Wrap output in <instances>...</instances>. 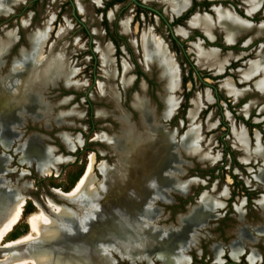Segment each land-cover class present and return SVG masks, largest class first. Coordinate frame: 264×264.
<instances>
[{
	"label": "rangeland",
	"instance_id": "1",
	"mask_svg": "<svg viewBox=\"0 0 264 264\" xmlns=\"http://www.w3.org/2000/svg\"><path fill=\"white\" fill-rule=\"evenodd\" d=\"M73 1L89 35L72 16L68 0H0V94L7 92L15 104L23 92L33 104L16 108V118L3 117L0 106V196L25 197L17 223L0 243V264L6 252H23L22 245L4 248L6 241L27 234L31 242L38 238L29 218L41 210L52 217L50 199L71 210L75 219L83 217L84 225L75 228L79 240L101 231L128 232V237L118 236L121 243L115 248L114 242H105L111 245L103 252L109 264H264V92L255 85L262 77L261 66L250 79L243 78L249 65L262 64L264 57V33L257 30L264 21V0L247 15L237 10L241 0L210 1L250 20L246 40L258 38L251 53L236 63L238 72L230 68L215 75L200 68L205 73L201 79L193 72L176 90L164 89L154 60L142 56L146 72L138 52L122 43L117 51L105 36L100 10L108 0ZM156 1L143 0L166 4ZM118 12L112 6L105 14ZM158 29L168 42L163 25ZM59 30L65 32L58 35ZM105 48L108 59L101 56ZM39 53L46 57L43 64L36 60ZM15 64L20 71H11ZM154 67L157 76L149 72ZM225 78L234 83L236 96L221 85ZM211 85L220 100L214 99ZM207 91L211 101L205 99ZM168 96L176 104L164 115L163 97ZM195 98L200 106L192 117ZM241 128L246 146L237 139ZM90 161L94 200L51 193L53 187L72 188ZM141 239H149V246L135 247Z\"/></svg>",
	"mask_w": 264,
	"mask_h": 264
},
{
	"label": "bare ground",
	"instance_id": "2",
	"mask_svg": "<svg viewBox=\"0 0 264 264\" xmlns=\"http://www.w3.org/2000/svg\"><path fill=\"white\" fill-rule=\"evenodd\" d=\"M13 1L14 0H8V3H11ZM163 1L166 2L171 13H173V14L181 13L187 7V5L191 2L190 0H163ZM5 2H6V0H5ZM246 2L248 5V7L246 8V12L249 14V13L255 11L259 7L261 0H246ZM79 9L81 10L80 6H79ZM214 10H215V15H216L215 20L206 12L195 13L188 19L187 25L199 28L210 39L213 37V34H212L213 28L217 27V28L221 29V31L224 32V38L228 42L234 41V39L237 35L247 33L251 29L250 28L251 22L240 17L238 14H236L232 10L225 8V7H221V6H215ZM121 25H122L124 30L128 29L129 24H128L127 20H123L121 22ZM257 30L260 33L261 32L264 33V21L260 25H258ZM177 31L183 35H186V33H187V31L184 28H178ZM64 32H65V30H62V31L59 30L57 34L62 35ZM31 40H33V37L31 38ZM248 41L249 40H246L245 43H248ZM195 47H196L195 51L197 53V62L199 63V65L205 66L209 69H212L216 73H221L224 69V66L228 63L230 57H233L229 53L226 54L225 56L221 57L220 53L218 52L217 49H214V48L205 49L201 46L200 42L195 44ZM140 48L142 51V56H143L145 61L154 60L157 63L158 68H159V75L164 80V89L165 90H176V88L179 85L178 67H177L176 62L172 59V53H169L167 51V47H166L165 43L162 41V39L159 36H156L155 34H153L151 32H148V33L143 32L141 35V39H140ZM31 49H32V46H31ZM109 55H110V51L108 50V48H105L101 51L102 58L108 59ZM45 59H46V57L42 53L37 54L36 60L38 63L43 64ZM259 66H261L262 77L258 82L255 83V85L259 90H262L264 92V57L262 59V64H257L256 62L251 63L249 65V67L245 70V72L243 74V78L248 79L249 77H251L253 74H255L258 71V68H260ZM104 67H105V65H104ZM56 68H60L59 65H57ZM20 70L21 69H20V66L18 64H15L11 68V71H13V72L20 71ZM124 70H126L125 66H124ZM122 79H123V77H122ZM221 85L224 87V89L226 90L228 95L236 96V93L238 90L236 89L234 83L232 82V80L230 78H225L222 81ZM36 90H37V88H36ZM115 91L116 90H114V92ZM240 91H242V90H240ZM6 93L7 92L4 91L3 93L0 94V98L3 97L2 98L3 101H2V103H0V106H2L4 108V110L2 111L3 117H6V116L12 117L14 114V117L16 118V113H15L16 108L21 107V106L25 107V106H32L33 105L31 103L30 99H28V95L26 93L22 92L21 98H20L21 101L18 103H15V104L13 102H11L12 99L10 97H9V99H11V101H9L6 98ZM205 96H206L205 99L207 101L212 100V96L210 95L209 91L206 92ZM163 101L165 104L163 114L167 115L171 111L173 106L176 104V100L172 96H168V97H163ZM133 103H135V102L133 101ZM12 104H14V105H12ZM192 105H193V108L190 109V114L193 117L196 114V109L200 106L199 98L193 99ZM172 112H174V111H172ZM35 116H37V114ZM0 117H1V114H0ZM4 127H6V126H4ZM13 136H14V134H13ZM96 138H97V136H96ZM237 139H238L240 144L246 146L248 140L246 138V133L244 131V128H241V130L237 133ZM133 141H134V139H133ZM140 141L138 144H140ZM149 158H151V157H149ZM91 165H92V162L90 161L88 166L84 170V172L77 179L76 183L68 191L62 190L61 188H58V187H53L52 189H53L54 193L58 194L57 197L62 198V199H74L78 195L82 194V195H84L83 196L84 199H87L88 201L94 200L93 194H94V191L96 189V185H94L93 183H90ZM121 175L123 176V174H121ZM259 178H260V176H259ZM98 183H100V182H98ZM23 196L18 195L13 200L8 199L6 196H0V243H2L4 238L9 234V232L11 231L13 226L18 221V218L20 216V212L22 210V206L25 203V197H23ZM147 201H150V200H147ZM47 205H48L47 207L50 208V211L53 214L52 217L49 216L48 214H46L45 213L46 211L41 210L40 214L38 213V215H34V216H31L29 218L31 230H34L37 232L36 236L38 238L35 239L34 242H31L30 236L27 234L25 236H22L20 238L14 239V240L6 241L4 243L5 245L3 246L4 248H11V247H14L17 245H22V247H23L22 251L23 252L21 253V250H20L21 254H19V255L16 253L14 254V253L6 252V254L4 256L7 258L5 260H2L1 264H109L110 258H108L103 252L105 251V249L108 246H111V245H107V244H105V242H112V243L114 242L112 247L115 248V246H117L118 244L121 243V241L117 239L118 236H124V235H127V237L129 236L128 232H126V231L122 232V231L115 230L113 233H110V231H103V232L101 231L100 233L93 234L91 237L88 238V240H84V241L79 240V239L75 238V233L78 232V230L75 228L80 229L82 227V225H84L83 224V217L75 219L71 215V210L66 208L64 205L55 203L51 199L48 201ZM90 206L92 207L93 211L95 212V210H94L95 204L92 202ZM113 210H114V208H113ZM144 216H145V214H144ZM151 216L153 217V215H151ZM84 217H86V216H84ZM202 217L197 218V220L202 218ZM142 218H144V217H142ZM193 219H195V218H193ZM137 231H138V228H137ZM260 232L261 231H258V233H260ZM115 233H117L116 238L113 237V235ZM71 236L72 237L74 236V237L72 238ZM134 239L136 240V238H134ZM141 240L142 241H140L139 244H136L135 247H138V249H140V248H144V247L149 246V242H150L149 239H141ZM80 241H81V243H80ZM20 248H21V246H20ZM238 248H240V247H238ZM6 260H8V261L6 263H4V261H6ZM250 261H252L251 257H250Z\"/></svg>",
	"mask_w": 264,
	"mask_h": 264
},
{
	"label": "flooded vegetation",
	"instance_id": "3",
	"mask_svg": "<svg viewBox=\"0 0 264 264\" xmlns=\"http://www.w3.org/2000/svg\"><path fill=\"white\" fill-rule=\"evenodd\" d=\"M137 1L140 4H143L145 6H149L151 9H148L147 7H145L143 5L134 3L132 0H108V1L104 2V4L102 5V8L100 10V12L102 13L101 23H102V27L104 29V34L107 38H110L112 41H115L116 43H118V49L120 47V43H122L123 45H125V47L130 46L136 52H138L139 62L143 66L142 70L147 72V69H144L145 67L141 62L142 53H141V48H140V39H141V35L143 32L151 30V33L159 36L163 40V42L166 44V47H167L169 52H171L170 49H172V51H174L175 54H173L172 52L171 53L173 54L174 59H175L177 66H178L179 77H180L179 78V86L180 87H182L184 84H186L187 81H190L189 75L193 72L196 73V75L198 76L199 79H201L202 78L201 75H203L205 73L199 72L200 68L207 69L210 72H213V70H210L209 68L202 67L197 63L196 53L194 51V46H193L194 42H192L193 40L198 41V39H199L200 41H202L201 43H202L203 47H212V46H207L206 41H205V40H207V42H210V43H212L213 46L214 45L216 46L215 48H217L219 50L220 56H223L228 52L235 55L224 66V69L221 72V73H224L226 71L228 72L230 68H232V69L236 68L237 67L236 63L240 62V60L242 58H244L246 55L251 53L250 52L251 50H249L252 47L251 44L254 43L253 40H256L258 38V37H255L251 41H249L248 43H244L245 40L247 39V37L251 34V32H249V33L237 36V38L234 40L233 43L228 44V43H226V41L224 39V34L222 31L220 32L217 29H215L214 30L215 37L213 40L210 41L203 34V32L201 30H199L197 27H189L187 25V21L195 12H197L196 10H199V13H204V12H201V9H205V10H209L211 12V13H208V12H206V13L212 14V15L215 14L214 9H213L215 6H211V4H212L210 2L211 0H190L191 1L190 5L187 6L183 10L184 12L182 11L179 14L171 13V11L167 7V5L164 4L160 0H158L156 2L160 1L162 3L161 5H158L157 3L153 4V3L143 2V0H137ZM148 1H151V0H148ZM108 2H111V3L106 7ZM68 3L70 4L69 1H68ZM241 3H242L241 9L239 10L237 8V10L239 12H244L243 14L247 15L246 10H245L247 5H246L244 0H241ZM130 4L134 5L131 10H128L130 12V14H128V15L125 14L123 17H121V19H119L121 14L125 13L127 7L130 6ZM156 5L159 6L160 8L158 9L156 7ZM112 6L114 8L119 7V12L117 13V15L112 14V15L107 16L105 13H106V11H108V9H111ZM192 7H194L193 11L190 12V14H188L186 18H181L184 15H186L187 11L189 9H191ZM163 8H164V10H163ZM71 13H72V7H71ZM75 14H76V16L73 15V13H72V16L74 17V19L81 24L85 33H88V31L86 30L85 24L80 20V18L77 15L76 7H75ZM151 16H152V18H154L153 19L154 23L152 22V24L150 26L148 25L147 27H145L146 23L151 20ZM251 16H249V17H251ZM110 20H113L112 23H109ZM123 20L128 21L129 25H128L127 31H124V29L121 25V22ZM248 21H250V20H248ZM160 24H162L163 27L165 28L166 35H167L166 38L169 40L168 42H166V40L163 38L162 34H160L158 32L159 31L158 28H160ZM178 28H184L187 31L186 35H182L180 32H178L177 31ZM157 32L159 34H157ZM88 35H89V33H88ZM133 42L135 44H133ZM188 45L191 47H189ZM179 55H180V58H179ZM246 64H247V62L244 65H246ZM151 71L156 72V76H157L156 67L151 68V70H149V72H151ZM237 72H238V69H237ZM221 73L213 72V74H215V75H219ZM184 78H186V80L183 82ZM217 79L218 78H215V80H217ZM211 87L213 88V93L215 95L214 99L220 100V97H219V94L217 91L218 89L213 85H211ZM189 94L190 93L188 91L187 94L185 95L184 103H186V101L189 97ZM239 98H241V97H239ZM238 99L237 100L234 99V100L238 101Z\"/></svg>",
	"mask_w": 264,
	"mask_h": 264
},
{
	"label": "crops",
	"instance_id": "4",
	"mask_svg": "<svg viewBox=\"0 0 264 264\" xmlns=\"http://www.w3.org/2000/svg\"><path fill=\"white\" fill-rule=\"evenodd\" d=\"M189 2H190V1H189ZM189 5H190V3H189L187 6H189ZM257 9H258V8H257ZM257 9H256V10H257ZM256 10H255V11H256ZM255 11H254V12H255ZM214 12H215V11H214ZM254 12H253V13H254ZM195 13H199V12H195ZM195 13H194V14H195ZM235 13H236V12H235ZM236 14H237V13H236ZM209 15H211V17H212L213 19L216 18L215 14H214V15L209 14ZM250 15H251V14H250ZM240 17H241V16H240ZM213 19H212V20H213ZM245 20H246V19H245ZM251 23H252V22H251ZM189 27H192V26H189ZM198 29H199V28H198ZM215 29H217L218 31L221 32V30H219V28L214 27L213 30H212L213 37H212L211 39H210L209 37H207V36L205 35V33H204L202 30H201V31H202L203 34H204V35H205V36L211 41V40H213L214 37H215V35H214V30H215ZM199 30H200V29H199ZM222 32H223V31H222ZM223 34H224V32H223ZM182 35H183V34H182ZM240 35H242V34H239V35H237V36H240ZM237 36H236V37H237ZM236 37H235V39H236ZM224 39H225V38H224ZM235 39H234V40H235ZM225 41H226V39H225ZM198 42L201 43L202 41H200V40L198 39L197 42H194V43H193L194 51H195V49H196L195 44H197ZM233 42H234V41H231V42H230V41H229V42L226 41V43H228V44L233 43ZM201 46L203 47L202 43H201ZM203 48H214V49H217V48H215V47H203ZM217 50H218V49H217ZM218 52H219V50H218ZM195 53H196V51H195ZM226 54H227V53H226ZM223 56H224V55H223ZM196 58H197V53H196ZM228 62H229V61H228ZM197 63H198V62H197ZM198 64H199V63H198ZM220 86H221V85H220ZM255 90H256V89H255ZM257 92H259V91H257ZM259 93H260V92H259Z\"/></svg>",
	"mask_w": 264,
	"mask_h": 264
},
{
	"label": "trees",
	"instance_id": "5",
	"mask_svg": "<svg viewBox=\"0 0 264 264\" xmlns=\"http://www.w3.org/2000/svg\"><path fill=\"white\" fill-rule=\"evenodd\" d=\"M110 3H111V2H108L107 5H106V7H107ZM193 9H194V7H192L191 9H189V10L187 11L186 15H184V16L181 17V18H186L187 15L190 14V12L193 11ZM113 42L115 43V45H116V50L118 51V50H119V49H118V43H116L115 41H113ZM199 72H200V71H199ZM185 80H186V78L183 79V82H184ZM186 107H187V104L184 103V104L182 105L183 110H184ZM244 123H245L246 125H248L249 127H252V124H250V123L248 122V120H244ZM228 152H229V151H228ZM242 188H243V187H242Z\"/></svg>",
	"mask_w": 264,
	"mask_h": 264
},
{
	"label": "water",
	"instance_id": "6",
	"mask_svg": "<svg viewBox=\"0 0 264 264\" xmlns=\"http://www.w3.org/2000/svg\"><path fill=\"white\" fill-rule=\"evenodd\" d=\"M69 2H70V4H71V7H72V13H73V15H75L76 16V14H75V4H74V1L73 0H68ZM134 3H137V4H140L137 0H132ZM140 5H143V4H140ZM143 6H145V5H143ZM145 7H147L148 9H151L149 6H145ZM156 177H158V176H156ZM51 193L53 194V195H55L56 197H57V195L58 194H56V193H54V191H53V189L51 190ZM180 194V193H179ZM181 195H183V194H181ZM58 198V197H57ZM69 202V201H68ZM128 256V255H127Z\"/></svg>",
	"mask_w": 264,
	"mask_h": 264
}]
</instances>
